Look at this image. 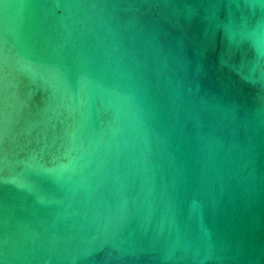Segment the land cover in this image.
<instances>
[{
  "label": "water",
  "instance_id": "95a60500",
  "mask_svg": "<svg viewBox=\"0 0 264 264\" xmlns=\"http://www.w3.org/2000/svg\"><path fill=\"white\" fill-rule=\"evenodd\" d=\"M0 264H264V0H0Z\"/></svg>",
  "mask_w": 264,
  "mask_h": 264
}]
</instances>
